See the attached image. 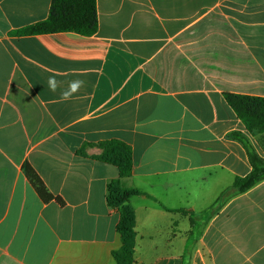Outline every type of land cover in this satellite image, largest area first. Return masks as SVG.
Here are the masks:
<instances>
[{
  "label": "crops",
  "instance_id": "crops-1",
  "mask_svg": "<svg viewBox=\"0 0 264 264\" xmlns=\"http://www.w3.org/2000/svg\"><path fill=\"white\" fill-rule=\"evenodd\" d=\"M51 2L0 0V264H118L120 171L98 160L114 140L133 152L122 186L146 194L130 200L133 264H264V181L205 225L252 171L237 134L264 157L225 99L264 98V0H97L93 36L15 35ZM53 74L85 86L64 101ZM26 163L64 205L40 199Z\"/></svg>",
  "mask_w": 264,
  "mask_h": 264
},
{
  "label": "trees",
  "instance_id": "trees-1",
  "mask_svg": "<svg viewBox=\"0 0 264 264\" xmlns=\"http://www.w3.org/2000/svg\"><path fill=\"white\" fill-rule=\"evenodd\" d=\"M99 30L97 0H52L49 16L46 20L28 26L15 33L17 36H38L55 33H76L82 36H93ZM227 104L245 125L252 136H264V98L226 94ZM239 141L245 146L252 171L245 177H237L233 185L225 190L215 204L205 213L207 222L215 216L228 201L251 190L264 181V157L253 148L244 134H237ZM103 154L99 161L118 167L120 178L108 185L107 204L119 213L120 220L117 232L122 247L113 253L118 264H133L136 244V215L130 200L146 194L132 188H124L121 179L129 178L133 173V152L131 147L121 141H109L101 145ZM23 172L44 203L56 200L64 205L61 198H56L46 187L37 172L28 163L24 164ZM166 211H170L164 208ZM188 216L186 210L171 211ZM192 234L196 220L190 217ZM204 225V226H205ZM186 253H190L187 247Z\"/></svg>",
  "mask_w": 264,
  "mask_h": 264
},
{
  "label": "clouds",
  "instance_id": "clouds-1",
  "mask_svg": "<svg viewBox=\"0 0 264 264\" xmlns=\"http://www.w3.org/2000/svg\"><path fill=\"white\" fill-rule=\"evenodd\" d=\"M47 88L49 91L55 93L58 89H62L60 96L62 100L69 101L72 97L79 93L80 90L85 86V81L76 79L67 82V87L63 88L64 81L58 80L56 76L50 75L47 78Z\"/></svg>",
  "mask_w": 264,
  "mask_h": 264
}]
</instances>
